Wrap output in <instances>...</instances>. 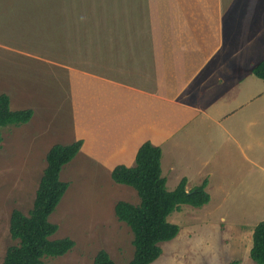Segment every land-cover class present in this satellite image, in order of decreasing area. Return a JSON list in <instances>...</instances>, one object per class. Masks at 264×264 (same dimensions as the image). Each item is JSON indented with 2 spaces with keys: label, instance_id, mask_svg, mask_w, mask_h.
<instances>
[{
  "label": "rangeland",
  "instance_id": "obj_1",
  "mask_svg": "<svg viewBox=\"0 0 264 264\" xmlns=\"http://www.w3.org/2000/svg\"><path fill=\"white\" fill-rule=\"evenodd\" d=\"M223 1L233 26L230 35H242L241 40L253 35L260 45L255 59H261L264 0ZM147 29L146 0H0V95L9 97L12 111L33 112L26 125L1 130L0 264L7 248L17 244L9 235L11 212L27 215L31 209L46 153L53 145L74 142L68 74L82 71L149 87ZM256 120L255 138L244 136L246 156L239 146L219 143L204 156L208 166L191 172L176 167L166 183L168 191L183 177L189 190L205 177L211 189L215 176H222L226 188L214 190L204 207L183 205L168 217L179 233L160 244L162 253L152 264H252V231L264 221V113ZM76 158L60 173V181L69 186L49 217L58 228L51 239L69 238L74 247L43 264H93L101 250L115 264H127L132 235L113 209L120 201L138 205L139 198L134 189L115 184L110 174Z\"/></svg>",
  "mask_w": 264,
  "mask_h": 264
},
{
  "label": "crops",
  "instance_id": "obj_2",
  "mask_svg": "<svg viewBox=\"0 0 264 264\" xmlns=\"http://www.w3.org/2000/svg\"><path fill=\"white\" fill-rule=\"evenodd\" d=\"M146 7L149 87L68 74L72 139L82 142L76 159L111 175L117 166L133 167L139 147L149 142L161 149L167 183L177 166L184 172L208 166L211 145L239 146L246 156L244 136L255 138L264 113V87L248 73L264 58L262 51L255 59L260 45L253 35L244 43L242 35H230L223 0H146ZM221 177H212L211 189L204 178L210 200L226 188Z\"/></svg>",
  "mask_w": 264,
  "mask_h": 264
},
{
  "label": "trees",
  "instance_id": "obj_3",
  "mask_svg": "<svg viewBox=\"0 0 264 264\" xmlns=\"http://www.w3.org/2000/svg\"><path fill=\"white\" fill-rule=\"evenodd\" d=\"M248 73L264 82V58L252 66ZM33 112L12 111L9 97L0 95V142L1 130L19 127L29 123ZM81 141L69 145H53L45 155L46 167L42 172L31 209L27 215L13 210L9 218V235L15 246L7 248L2 264H43L47 258H59L74 247L69 238L51 239L58 228L49 221L68 183L60 181V173L79 153ZM161 149L149 142L143 143L135 156L133 167L117 166L111 172V180L118 185L135 190L138 205L117 202L113 212L118 222L126 225L132 235V258L127 264H152L161 255L160 244L170 242L179 233V227L168 222V217L179 212L181 206L202 208L210 201L205 191L207 181L189 191L182 179L172 190L166 188L161 175ZM252 247L249 258L252 264H264V221L252 231ZM93 264H115L109 255L101 250Z\"/></svg>",
  "mask_w": 264,
  "mask_h": 264
}]
</instances>
